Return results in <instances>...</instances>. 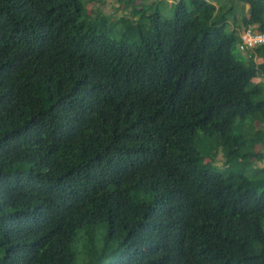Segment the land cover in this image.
I'll return each instance as SVG.
<instances>
[{
    "label": "trees",
    "instance_id": "trees-1",
    "mask_svg": "<svg viewBox=\"0 0 264 264\" xmlns=\"http://www.w3.org/2000/svg\"><path fill=\"white\" fill-rule=\"evenodd\" d=\"M116 2L0 0V264H264V43Z\"/></svg>",
    "mask_w": 264,
    "mask_h": 264
},
{
    "label": "rangeland",
    "instance_id": "rangeland-1",
    "mask_svg": "<svg viewBox=\"0 0 264 264\" xmlns=\"http://www.w3.org/2000/svg\"><path fill=\"white\" fill-rule=\"evenodd\" d=\"M137 1H141V0H137ZM169 3L168 4H161L159 5V9L160 12L163 16L165 17H172L173 16V4L175 3V0H168ZM173 3V4H172ZM222 3H224V7L222 9V12L225 11L226 9L230 8V10L227 12V17H228V29L227 30H231L232 27L234 26V17L237 19L239 25L242 23L240 18H241V12L247 14V8L248 6L246 5V7L243 6L242 3H239L237 1H233V0H220V3L217 4L221 5ZM117 7V2L116 0H107V4L105 5L104 9L108 10L109 12H113L115 11V8ZM243 7V8H242ZM242 27H244L242 24L239 27V31H241ZM255 29V28H253ZM257 62H260L261 59L260 58H256L255 59ZM254 82H258V81H264V78L261 76L255 77L253 79ZM261 146H257V148H260ZM262 151H264L262 149ZM259 163V162H258ZM214 165L221 167L222 162H221V156H218L216 158V160L214 161ZM261 165H264V158L261 161Z\"/></svg>",
    "mask_w": 264,
    "mask_h": 264
},
{
    "label": "built area",
    "instance_id": "built-area-1",
    "mask_svg": "<svg viewBox=\"0 0 264 264\" xmlns=\"http://www.w3.org/2000/svg\"><path fill=\"white\" fill-rule=\"evenodd\" d=\"M241 41L239 43V49L244 51L246 49H251L258 44L264 43V34L259 33L252 27H242L240 31Z\"/></svg>",
    "mask_w": 264,
    "mask_h": 264
},
{
    "label": "clouds",
    "instance_id": "clouds-1",
    "mask_svg": "<svg viewBox=\"0 0 264 264\" xmlns=\"http://www.w3.org/2000/svg\"><path fill=\"white\" fill-rule=\"evenodd\" d=\"M253 28V27H252Z\"/></svg>",
    "mask_w": 264,
    "mask_h": 264
}]
</instances>
